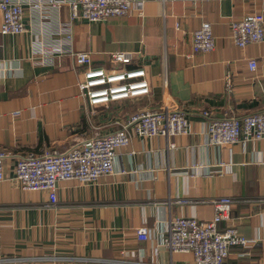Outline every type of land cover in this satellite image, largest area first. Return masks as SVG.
Here are the masks:
<instances>
[{
  "label": "crops",
  "instance_id": "1",
  "mask_svg": "<svg viewBox=\"0 0 264 264\" xmlns=\"http://www.w3.org/2000/svg\"><path fill=\"white\" fill-rule=\"evenodd\" d=\"M17 1L27 32L0 33V152L12 155L0 182V264H193L191 254L162 247L168 221L209 222L216 213L209 201L226 197L233 199L231 219L218 230L235 226L254 245L232 248L225 264H264V139L209 146L201 114L264 111V41L241 49L230 29L247 15L264 16V0H147L143 17L132 10L102 23L73 19L66 7L36 8L40 0ZM205 21L216 49L189 58L193 33ZM120 51L134 54L128 69H145L150 96L90 107L79 87L87 68L75 54L89 52L94 67L110 70L111 54ZM250 60L258 62L255 72ZM172 99L185 106L190 126L189 135L173 139V150L162 137L132 134L112 174L90 185L58 182L55 206L46 192L18 187L19 156L65 151ZM142 226L150 230L148 241L136 236Z\"/></svg>",
  "mask_w": 264,
  "mask_h": 264
},
{
  "label": "built area",
  "instance_id": "2",
  "mask_svg": "<svg viewBox=\"0 0 264 264\" xmlns=\"http://www.w3.org/2000/svg\"><path fill=\"white\" fill-rule=\"evenodd\" d=\"M164 3L188 1L192 3L220 0H162ZM147 0H40L35 5L41 8L66 7L71 17L78 21L102 23L111 18L127 17L132 10L144 16ZM2 23L0 33L5 36H17L27 32L24 16L25 10L17 0H0ZM231 40L234 46L241 49L264 41V16L251 14L233 22L230 26ZM192 53L189 58L212 53L216 49V40L211 23L205 21L193 33ZM79 67L87 68L84 81L79 87L88 105L93 108L108 107L112 103L137 100L149 97L150 84L146 80L143 67L129 68L134 54L123 51L110 56L112 69L93 66L89 52L75 54ZM187 57V58H188ZM249 69L255 72L258 62L248 61ZM227 90L232 88L229 75L225 77ZM207 119V143L216 148L245 145L264 139V111L256 115L235 116L226 114L215 117L209 110L201 113ZM189 121L185 106L178 101L162 102L155 109H138L129 115L120 128L102 134L96 130L92 136L72 144L67 150L47 149L41 153H27L17 158L14 166L15 181L21 190L26 192H46L49 203L56 205L60 181H77L81 185H90L115 171V159L120 150L130 143L132 134L143 139L162 137L167 141L168 149L176 147L173 139L189 135ZM12 157L9 152H0V182L6 179L5 161ZM215 208V217L209 222H202L194 217L176 216L168 221L166 236L162 247L171 254L188 253L193 256V264H225L231 249L251 247L254 245L229 225L220 232L218 225L231 219L233 199L218 198L209 201ZM136 236L140 241L151 237L147 227L137 229Z\"/></svg>",
  "mask_w": 264,
  "mask_h": 264
}]
</instances>
